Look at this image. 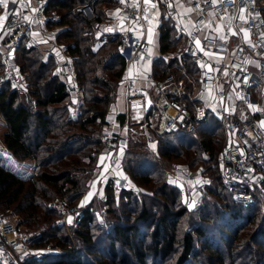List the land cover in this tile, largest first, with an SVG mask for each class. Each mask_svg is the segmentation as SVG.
Wrapping results in <instances>:
<instances>
[{"label": "trees", "instance_id": "1", "mask_svg": "<svg viewBox=\"0 0 264 264\" xmlns=\"http://www.w3.org/2000/svg\"><path fill=\"white\" fill-rule=\"evenodd\" d=\"M105 1L109 0H95L96 13L97 4ZM82 4L83 0H48V12L59 15L57 24L65 27L58 37L64 38L75 68L74 80L81 95L75 115L69 116L73 103L68 85L53 74V64L49 60H40L33 47L26 48L20 43L16 48L17 56L14 51L19 70L26 79L23 97L20 99L19 93L8 84L0 86L3 128L0 152L16 163L15 168H8L0 157V212L19 216L18 224L31 231V227L38 228L47 222V227L36 235L30 246L40 247L54 242L55 246L65 250L63 254L44 255L27 264H98L103 261L98 257L101 253L112 260L118 258L115 262L120 264H146L149 256L160 262L174 254L176 226L186 215V209L181 205L179 189L165 183L163 171L168 160L179 159L187 161L191 171H195L194 167L199 163L209 174L211 182L205 186L203 206L210 205L214 218H220V222L213 231V235L218 236L213 242L207 239L209 231L192 223L191 230L181 236V252L176 264H188L192 259L195 264L196 242L203 252H207L206 264H243L245 260L246 263L264 264V211L260 225L253 233L247 234L246 228L254 223L259 204L254 202L242 207L220 182L216 157L224 144V132L220 122L211 115L192 132L180 130L156 135L157 155L141 150L137 143H130L121 159L125 173L140 187L151 181L159 185L150 196L124 188L116 194L112 184L107 183L102 205L108 207L107 213L112 220L94 225V202L83 208L80 222L72 228L74 238L83 245L82 249L71 245L63 235L65 229L55 225L56 213L49 204L65 197L70 205L76 206L87 190L101 148V127L105 124L109 92L124 69V59L118 50L110 51L112 44L117 46L118 40L110 42L100 52L93 51L95 39L91 32L95 21L85 20L77 11ZM159 32L161 53L178 44L168 21L160 24ZM33 50L38 54L37 58V55L30 57ZM184 61L188 71L192 65L188 59ZM172 62L176 64L178 61L173 59ZM99 65L101 74L97 75ZM154 66L166 74L171 64L156 59ZM92 91L100 92L93 94ZM36 166L38 171L34 173ZM209 195L211 200L207 198ZM261 205L264 209V202ZM145 228L150 230L144 232ZM93 230L99 231L100 236L95 237L91 233ZM146 238L149 241L146 242ZM102 244L105 247L97 248ZM212 256L215 257L213 260Z\"/></svg>", "mask_w": 264, "mask_h": 264}, {"label": "built area", "instance_id": "2", "mask_svg": "<svg viewBox=\"0 0 264 264\" xmlns=\"http://www.w3.org/2000/svg\"><path fill=\"white\" fill-rule=\"evenodd\" d=\"M28 1L30 7L26 0H15L16 9L8 12L0 28V34H4L0 38V85L10 83L17 91L25 89L26 83L14 61V49L35 29H47L48 23L56 25L60 21L56 13L48 12V0ZM158 1L163 10L158 17L150 15L147 7L153 5L144 0L120 1L113 12L121 17L125 29L108 26L118 38V52L126 65L151 60L136 33L144 35L152 20L168 21L180 51V57L174 59L182 67L188 59L194 67L195 75L188 78L190 85L173 73L151 79L155 97L150 126L155 135H165L180 130L192 132L208 115L219 121L226 138L217 157L220 182L238 204L250 206L264 183L263 5L260 0H190L182 3L186 11H180L177 0ZM77 11L87 21L99 18L89 1ZM183 68L182 74L187 70ZM55 69L58 76L74 84L75 68L66 54L57 58ZM127 95L137 96L132 83L127 85ZM117 140L114 134L100 136L104 146ZM37 171L38 166L34 168ZM173 177L183 183L187 203H201L207 178L199 176L197 186L191 183L193 177L180 169ZM49 207L56 213V226L68 230L81 220L82 211L65 197L54 200ZM36 235L21 229L13 216L0 213V264H27L41 259L47 254L45 249L30 246Z\"/></svg>", "mask_w": 264, "mask_h": 264}, {"label": "crops", "instance_id": "3", "mask_svg": "<svg viewBox=\"0 0 264 264\" xmlns=\"http://www.w3.org/2000/svg\"><path fill=\"white\" fill-rule=\"evenodd\" d=\"M88 1L92 2L93 6H95V0H83V4ZM120 1L121 0H109L107 2L105 1V3L97 4L96 9H98L97 14L99 18L95 20V22L93 21L95 24L91 32L95 39L93 45L95 51H98L99 49L102 50L103 48L105 49L110 42L112 43L113 41L116 42V40H118L117 36L114 35L108 27L109 25H117L121 29H125L121 17L115 15L113 12L114 6ZM187 1L190 0H177V8L180 11H186V8L182 3ZM26 2L30 7V1L26 0ZM147 4L153 5L147 7V11L151 16H162L163 10L161 6H159L158 0H149ZM13 9H16L15 0H7V7L0 4V28L4 24L8 12ZM152 21L153 22L149 25L144 35H141L138 32L136 33L138 37L143 39L151 60L142 63L124 65V69L119 79L113 84L112 89L109 92V101L105 108V124L101 127V134H114L117 136L118 140L110 146H104L101 144V148L96 156L94 168L87 182V190L78 201V206L86 207L94 199H103L101 196L104 194L105 186L109 182L112 184L113 189L117 186V183H125V185L132 183L121 165V159L125 151L130 148L131 142L137 143L141 145L143 149H147L149 152L157 155L156 135L150 126L154 103V99L152 101V98L155 97V94H151L153 88L151 86V79L160 77L158 75L159 69L154 66V61L156 59L162 61L170 59L173 56V52L167 51L161 53L159 44V26L161 23H158L155 20ZM64 28L65 27L59 24L55 25L48 23L47 29H35L30 38L23 40L25 42V47L31 46L37 50L41 61L47 62L49 60L53 64L54 71L57 58H61L64 54H66L68 58H71L67 52L64 38L58 37L59 32ZM149 34H151L150 38ZM3 37L4 34L1 33L0 38L3 39ZM114 45L115 44H112V49H110V51L118 50V44L115 47ZM62 80L65 81L69 87L70 99L73 103L70 109H72L71 113L74 116L76 112V104H80L81 102L80 91L78 90L75 80L74 84L72 83L73 85L64 78ZM129 83H132L135 88L137 92L136 97H128L127 85ZM24 88L25 89L22 90V93L26 92V84H24ZM23 99L25 100V97ZM185 168L186 170L179 169L192 176L193 181L199 180V176L207 178L205 175L201 174V172H191L187 165ZM167 183L174 184V187L183 190V183L175 179L172 173L167 175ZM182 196L185 199L183 193Z\"/></svg>", "mask_w": 264, "mask_h": 264}, {"label": "rangeland", "instance_id": "4", "mask_svg": "<svg viewBox=\"0 0 264 264\" xmlns=\"http://www.w3.org/2000/svg\"><path fill=\"white\" fill-rule=\"evenodd\" d=\"M260 1H261V4L263 5V8H264V0H260ZM19 46L20 45H18L16 48H19ZM21 46H24L25 47V42L24 41L21 43ZM26 47L27 48H32L31 46H26ZM16 48L14 49V51L16 50ZM92 49H93V51H95L94 50V46H93ZM102 50L99 49L98 51L100 52ZM98 51L96 50L95 52H98ZM169 51L173 52V56L170 58L171 60L170 59H165L163 61L164 63L171 64L170 68L167 70L168 71L167 73H173V75L176 78H183L184 80L187 81V84L190 85V82L188 81V78L192 79L193 76L195 75L194 67L193 66H189L188 71H186V72H184V74H182L181 71L184 70L183 67H187L188 68V66L185 65L186 63H184L183 64V67H182L178 63L175 64V63L172 62V60L174 58L180 57V51H179L178 44L173 49H171ZM37 53L33 50L31 52V54H30V57L33 58V57H35L34 55H37L36 56V58H37L38 57V54ZM15 55L17 56V50L15 51ZM16 56H14V61L17 64V66L19 67V65H18V63L16 62V59H15ZM70 60H71V62L73 64L72 58H70ZM180 60L183 61L182 59H180ZM1 68H2V65H1V59H0V72L2 71ZM100 68H101V66L99 65L98 68H97V75H100V73H101V69ZM52 72H53V74L58 75L57 72H56V69L54 71V67H53ZM163 73L164 72H162L161 70H159V74L158 75L160 77H164L167 74V73L166 74H163ZM74 76H75V72H74ZM23 77H24V81L26 83L25 75ZM60 78L63 79V77H60ZM3 84H8L11 89H14L13 86L10 83H3ZM3 84H1V85H3ZM17 92L19 93V91H17ZM92 92H93V94L94 93H98L99 94L100 91H92ZM24 94L25 93H22V91H20V93H19L20 99L23 97ZM151 94H154V88H152ZM153 99L154 98H152V101H153ZM261 124H263V122H261ZM2 131H3V128H2L1 122H0V135H1ZM224 136L225 135L222 136V139H223L222 144L224 142H226V138H224ZM140 149L141 150H145V149H143V147L140 148ZM146 151H148V150L146 149ZM2 155H4V154L2 152H0L1 162L5 166H7L8 168L9 167L10 168H15L16 167V163H15V161L12 158L7 157L6 155L5 156H2ZM218 155H219V152L217 154V157H218ZM200 157H201V155H200ZM217 157H216V164H217ZM186 162L187 161L184 162L183 159H179V160H168V162L165 163V167H164V171H163L164 172V181H165V183H167V175H169V173L174 174V172L177 169H179V168L186 170V168H185ZM217 168H218V164H217ZM194 169H195V172H201V174H203V175H205L207 177L208 180L205 179V177H204V180H207L208 183L211 182L210 177H209V174L204 172L202 166H200L199 163L196 164V166L194 167ZM189 170L191 171L190 168H189ZM22 171H27V170L26 169L24 170V168H22ZM218 171H219V169H218ZM191 172L194 173V171H191ZM184 173L188 174L185 171H184ZM82 175H85V172ZM195 182L196 181H193L191 183L193 185H197L198 186L199 184H196ZM132 183H129V184H126V185H125V183L124 184L123 183H121V184L120 183H117V186H115V188H114V193L117 194L120 191V189H123L124 188L126 190H132L136 194H147V195L152 196V193H154L153 191L159 185L156 182L154 183L152 181L148 185H144L142 187L136 185L133 181H132ZM167 184L170 185V186H173L174 185V184L172 185V184H169V183H167ZM179 191H180V201H181V205L183 207H185V209H186V215L183 216L181 219H179V221L177 223V226H176V238H177V242L175 243V247H176L175 253L169 255L167 258H164L163 260H160V262L156 261L159 264H176V260H177V258L179 256L180 252H181V250H180L181 236H182V234L184 232H187V231H190L191 230V227L193 226L192 223H197L199 225H202L207 231H209V236L210 237L207 238L208 241L209 240L210 241L212 240L211 242H213V239H217V237H218L217 235L216 236L213 235V231L216 228L215 226L220 222V218H218L217 220H216V218H214V210L212 209V207L210 205L207 206V207L206 206H203L204 203H205L204 196H203V198H201L202 200H201V203L200 204L197 203V201L194 202V203H191V202L190 203H187L186 201H189V200H186L185 201V199L182 196V193H183V195L185 194L184 193V190H179ZM101 197L104 199V194H102ZM207 198L209 200L212 199V197L210 195ZM103 199H99V200L94 199L93 201H91V202H94L93 203L94 204L93 205V213L95 215V221H94L95 224L94 225L105 224L106 222H108V221L111 222V220H112V219H110V217L108 216V213H107L108 212L107 211L108 210V207L105 206V205L104 206L102 205L103 204L102 203ZM254 199H255L254 202L256 204H259V205L257 206L258 207V212L256 213V217H255L254 223L250 224L246 228L247 234H249V235L251 233H253V231H255V229H256L257 226L260 225V221H261V218H262V215H263L264 209H263V205H261V203L264 202V183L262 184L261 188L256 191ZM218 204H220V202H218ZM75 207L77 209H79L80 211L83 208H85V207H81V206H78V205H76ZM200 207H203V208L201 209ZM198 208L201 209L200 210L201 212L197 211ZM158 209H159V207H158ZM211 209H212V212L210 211ZM0 213L1 214H4V215L9 214V215L13 216V218L15 220H17V222L19 221V216L15 215V214H13L11 212H5V213L0 212ZM47 224H48L47 222H44V223L40 224L38 226V228H34V227H31V228L33 229V232L34 233H37V235H38L41 231H43L47 227ZM21 229H25V226L21 225ZM147 230H150V228L144 230V232H146ZM64 231H63V235H65L69 239V242L71 243V245L76 246V248H78V249H82L83 248V245L81 244V242L77 241V239L74 238L73 233H72V229H68V230L65 229ZM91 233H93L95 235V237L100 236V232L99 231L93 230ZM147 241H149V239L146 238V242ZM103 245L104 244H102V246H99L97 248H99L101 250L102 249L101 247H105ZM116 247H118V245ZM40 248H44L45 249V253H47L45 255H56V254L59 253V251L65 252V250L62 249L61 247L55 246L54 245V242L47 243V244H45L43 246H40ZM119 249H120V252L122 253L123 250L120 247H119ZM253 249L255 250L256 247H254ZM195 250L197 251V257L195 259V264H206L207 263V261H206L207 252H203L200 249V244L197 243V242L195 244ZM102 255L105 256V257H102ZM99 256L101 257V259H103V261H102V263H98V264H120V263L115 262V261H118V258L112 260L108 255H105V254H102V253L101 254H98V257ZM214 258H215L214 256L211 257L212 260ZM90 261L93 262L92 260H90ZM156 262L154 261V259L150 258V256L147 257V259H146V264H155ZM188 264H193V259H192V261L188 262ZM243 264H252V263H251V261L249 263H246V260H245V261H243Z\"/></svg>", "mask_w": 264, "mask_h": 264}, {"label": "snow or ice", "instance_id": "5", "mask_svg": "<svg viewBox=\"0 0 264 264\" xmlns=\"http://www.w3.org/2000/svg\"><path fill=\"white\" fill-rule=\"evenodd\" d=\"M121 2H123V0H121ZM149 0H145V3H148ZM0 4H3L5 7H7V0H0ZM151 37V34H149V38ZM197 43H199L197 41Z\"/></svg>", "mask_w": 264, "mask_h": 264}]
</instances>
